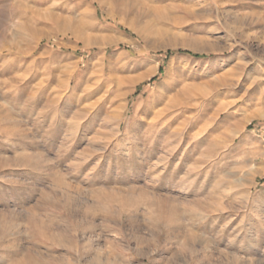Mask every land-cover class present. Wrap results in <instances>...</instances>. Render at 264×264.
<instances>
[{"label":"rangeland","instance_id":"374dc122","mask_svg":"<svg viewBox=\"0 0 264 264\" xmlns=\"http://www.w3.org/2000/svg\"><path fill=\"white\" fill-rule=\"evenodd\" d=\"M0 264H264V0H0Z\"/></svg>","mask_w":264,"mask_h":264},{"label":"bare ground","instance_id":"6f19581e","mask_svg":"<svg viewBox=\"0 0 264 264\" xmlns=\"http://www.w3.org/2000/svg\"><path fill=\"white\" fill-rule=\"evenodd\" d=\"M167 78V77H166ZM166 80V79H165ZM173 85V86H172ZM172 85H170V83H169V81H165L164 82V84L162 85V87H161V90H172V88H174V86H175V84H172ZM180 94H182L181 92H177V93H175V95H174V98L175 99H177L179 96H180ZM177 105V104H176ZM172 108H175L174 106H172L171 104L167 107V110L165 111V112H167L168 110L170 111V110H172ZM172 112V111H171ZM170 112V113H171ZM174 112H175V110H174ZM170 113H166L167 114V116H171V115H173V114H170ZM164 114V113H163ZM166 116V115H165Z\"/></svg>","mask_w":264,"mask_h":264},{"label":"trees","instance_id":"16d2710c","mask_svg":"<svg viewBox=\"0 0 264 264\" xmlns=\"http://www.w3.org/2000/svg\"><path fill=\"white\" fill-rule=\"evenodd\" d=\"M174 54H181V55H187V56H192V57H195V58H198L196 55H192L191 53L187 52V51H167L164 53V57L165 58H168ZM159 72L161 73V68L159 69Z\"/></svg>","mask_w":264,"mask_h":264}]
</instances>
